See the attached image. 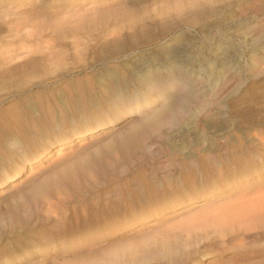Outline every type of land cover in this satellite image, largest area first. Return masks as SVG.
Instances as JSON below:
<instances>
[{"label": "rangeland", "instance_id": "1", "mask_svg": "<svg viewBox=\"0 0 264 264\" xmlns=\"http://www.w3.org/2000/svg\"><path fill=\"white\" fill-rule=\"evenodd\" d=\"M116 28L124 35L111 41ZM46 40L61 64L39 56L24 87L0 90L3 113L24 114V154L47 131L68 132L113 107L99 80L109 68L128 99L121 118L63 140L0 185V264H264V214L246 212L264 191V0H0V48L20 55ZM166 46L179 67L159 55ZM145 62L168 85L146 93ZM134 130L141 140L124 149L120 139ZM8 135L11 149L20 134ZM73 162L88 174L59 172ZM220 174L217 189H204ZM47 176L70 184L56 211L32 192Z\"/></svg>", "mask_w": 264, "mask_h": 264}, {"label": "bare ground", "instance_id": "2", "mask_svg": "<svg viewBox=\"0 0 264 264\" xmlns=\"http://www.w3.org/2000/svg\"><path fill=\"white\" fill-rule=\"evenodd\" d=\"M163 1H164V3H166V0H163ZM162 8L164 10L165 9V5L162 6ZM168 9L164 10L162 12H164V13L166 11L168 12ZM122 31H121V29L117 30V28L116 29H111V31H109V36L111 38V41L118 40L122 35H124L122 33ZM50 41L45 42L44 46L39 45V46H42L41 48H39V46H36V48L34 47V48L29 49L28 51H24V53L20 54V55L15 51V49H10V51H4V48H0V90L4 89V90L10 91V90L14 89V87H17V88L24 87V81L26 80V77L29 75L32 78V75H34L32 71L28 70V68H29V66H32V65L34 66L35 65V63L32 62V61H36L39 56H41L40 58H44V59H46L47 61H50V63H53V64H55V62H53V61L57 57V60H58V63H59L61 58H59V56H57L58 51H56V50H58V49H56L57 48L55 46L56 43L53 44ZM111 41H110V43H111ZM82 46L83 45H81V43H78L74 47H75L76 51L78 52V51H81L82 49L85 48L84 47L85 45L83 47ZM168 54H169V58L168 59L172 63H175V62L178 63V65L176 64V66L179 67V62L177 61L178 54H177L176 48H174V47L170 48V46H166L165 48H162L161 52H159V55H161V56H165V55L167 56ZM58 55H60V57L63 56V55L61 56V54H59V53H58ZM132 61L133 60H131V61L129 60V62H125L124 64L126 65V68L129 67V68L135 70V72L137 73L138 69H139V66L136 65V67H135L133 65V67H130L131 65H129V64H134V63H131ZM150 63L151 62H147L146 63V65L144 66L143 70L141 69L142 71H145L144 74H142V75L140 74L141 75L140 76L141 77V81L142 82L144 81L142 87L145 88L146 93L148 91H152L154 89V87H156L158 85H163V86L164 85H168L166 80L157 79V78H154L152 76V74H151L152 70L153 69L158 70L159 66H155L152 63H151L152 65H151ZM59 64H61V62ZM28 71H30V72H28ZM108 71H109V73H107L106 75L102 74L100 76L99 80L103 83L104 87L107 86V88L111 92H113L115 94L112 97H110V103H109L110 107H112V106L113 107L109 108V111H107V112L99 110L96 114L95 113L92 114V115H94L93 118H95V119L92 118L93 120L89 121V118H88L87 121L83 122L80 126H73V129L69 130L68 132L63 131L62 129H60V126H58V129L56 130V132L53 131L52 137H51L50 133L47 131V134H46L45 139H44L45 141L43 143L36 144L35 147H33L32 149L29 150L30 152L29 151L26 152V153H29V154H24V146L25 145H24V138L22 137L23 136L22 134H24V132L21 133L22 129H20V127H19L22 124H24V114L23 115L21 114L22 116H19L18 114H16V112L13 111V106L10 107V108H6V110H4V113H3V110L0 109V143H1L0 144V153H2V151L4 152V153H2V155L0 157L1 158L0 159V164L4 163L3 173L2 172L0 173V185L1 184L2 185L5 184L6 182L8 183L9 181H12L18 175V173L21 170V167H23V165L25 163H27V162L30 163L31 161H34V160H36L38 158H41L44 154L49 153L48 151L50 150L51 147H54L56 145L58 147H60V146L64 145L65 142H63V140H67V139L68 140H73V138H76V136H77V138L86 136V135L92 133L93 131H95L97 128L104 127L108 122H112V121L118 120L119 118H121V116H123L124 113L122 114V112H124V110L121 108L122 105H119V104L122 103L124 99H128L127 98L128 96H124L123 95L124 91H123V93L121 92V90H122L121 88H122L123 85L119 81V78H118L119 74H118L117 68L116 67L115 68L111 67V68L108 69ZM176 79H173V80H176ZM116 87H117L118 90H120V92H118L119 94L115 93V88ZM188 98H189V96L187 94H185L183 96L182 100L186 101ZM140 99L141 98H137V99H135V101H139L138 102L139 105H145L147 103V101H148V96H145V98H142V100H140ZM128 101H131V100L129 99ZM168 110H169V108L162 109L158 115H155V117H156L155 120H158L157 122L160 121V123H161L162 122L161 121L162 118L165 117V115L167 114ZM32 113H34V111ZM155 124H157V123H155ZM158 125H159V123H158ZM2 131H4V132H2ZM50 132H51V130H50ZM9 133H10V135L11 134L13 135V133H16L17 135L20 134L19 136H21V137H19V136L13 137L14 140H18V141H15V142L13 141L14 143L12 144L11 149L7 145V143L6 144L4 143V142L7 141L6 137L9 138V135H8ZM140 136H141L140 132L134 130V131L130 132L128 135H126L124 138L120 139L119 144L124 149H128V148L131 149V148H133L135 145H137L139 143V141L141 140ZM262 144L264 145V140H262ZM57 149L58 150H57L56 153H60L59 152V151H61L60 148H57ZM9 160H11L12 162L9 163L8 162ZM73 163L74 164L68 165L67 167L63 168L59 172L63 176H66L67 178L69 176H71L73 173H75L74 175H76V173H79L80 174L79 176L76 175V177H78V178H83V177H85L88 174L89 169H88L87 165H85L83 162H80V163L79 162H73ZM257 169H259V168H257ZM222 176L223 175L220 174L219 177H218L219 180H216V182H213L210 185H207V187H205L204 189H208V187H210V189H217V187L220 184V182H222V179H223ZM66 177H65V179H66ZM64 181L63 182H62V180L61 181H56V179L54 180V178L47 176L46 178H44V180H42L41 182H39L37 185H35L33 187V191L32 192H34L36 195L40 194V196L42 195V197L45 196L46 197V203H47L46 205H47V207L49 209L53 210V211H56L58 209H61L62 206H64L62 200L66 199V198H65V196L63 194L66 191L65 189H67L70 186V184L68 185ZM195 189H197L198 191L204 190V189H200V188H195ZM258 196H259V198L261 197L260 198L261 200H258V201L254 200L257 203L250 205L251 207L249 208V212H248V209H247L249 207L248 205H247L248 207L246 208L247 210L245 209L246 212L249 215V218H251V219L255 218V216L262 217L263 214H264V191L261 192V193H258L257 197ZM248 200H250V198ZM165 205L167 206L168 203L159 204L157 207H159L160 209H165V208H162ZM230 205H231V203H230ZM235 205L236 204H234V206L231 205L230 207H235ZM155 207H153V208H155ZM98 209H97V211H98ZM17 211H18L17 218L14 217V218H16V221H15L16 224L15 225H17L21 220H23L20 217L21 209L17 208ZM151 213H153L152 209L144 211L141 214L149 215V216H147V218H148V217H151V215H153ZM247 213H244V214H247ZM137 215L138 214L132 212V215H131L132 218H130L131 219V224L130 225L136 224L137 217H138ZM235 216H237V215L236 214L235 215L231 214L230 215V219L232 217L235 218ZM66 218H67V216H66ZM245 220H247V219L245 218ZM226 222L228 223V225L229 224H233L232 220L223 219V223L226 224ZM68 237H70V236H68ZM68 239H71V238H68ZM52 243H54V241H52ZM59 243L60 244H65V243H70V241L68 240L66 242V240H63V241L61 240Z\"/></svg>", "mask_w": 264, "mask_h": 264}]
</instances>
